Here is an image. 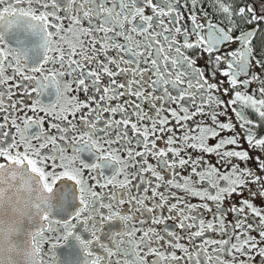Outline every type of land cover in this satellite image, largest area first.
Masks as SVG:
<instances>
[{"label":"snow or ice","instance_id":"6c2138e0","mask_svg":"<svg viewBox=\"0 0 264 264\" xmlns=\"http://www.w3.org/2000/svg\"><path fill=\"white\" fill-rule=\"evenodd\" d=\"M0 264H264V0H0Z\"/></svg>","mask_w":264,"mask_h":264}]
</instances>
